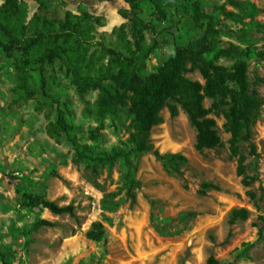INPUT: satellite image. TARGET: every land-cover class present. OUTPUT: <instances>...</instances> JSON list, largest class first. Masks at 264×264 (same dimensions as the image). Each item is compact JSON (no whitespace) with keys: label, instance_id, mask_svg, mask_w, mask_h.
<instances>
[{"label":"rangeland","instance_id":"374dc122","mask_svg":"<svg viewBox=\"0 0 264 264\" xmlns=\"http://www.w3.org/2000/svg\"><path fill=\"white\" fill-rule=\"evenodd\" d=\"M16 1L21 12L9 19L20 38L34 37L45 22L53 33H62L67 22L75 25L72 43L79 39L83 56L73 63L66 58L45 63L53 82L49 93L62 102L66 123L81 144L102 157H115L100 163L77 160L73 145L56 126L58 105L42 94L38 72L24 69L16 45L0 42V252L6 262L207 264L214 258L219 264H264V60L243 58L250 66V89L263 102L252 130L256 155L250 143L241 147L244 176L238 175L222 113L211 117L223 146L199 152L188 115L180 109L173 118L167 108L162 110L164 123L150 134L154 148L188 160L180 173L171 172L153 154L133 152L129 105L103 113L100 88L92 83L82 88L76 80L99 78L109 84L126 71L128 78L144 80L167 64L178 46L194 48L206 32L208 16L222 31L221 46L264 52V0H166L171 3L164 20L150 5L133 9L125 0ZM197 2L202 15L194 11ZM6 3L0 0V22ZM113 7L123 21L110 27ZM252 20L262 27L250 29ZM2 37L0 29L4 41ZM221 63L232 64L228 59ZM187 77L205 83L199 71ZM211 104L205 99L206 108ZM130 171L139 183L132 191L134 200L125 185ZM25 194L73 205L75 215L27 207ZM235 208L248 210V219L231 224ZM42 219L52 226L33 229ZM98 223L105 236L99 242L88 236Z\"/></svg>","mask_w":264,"mask_h":264},{"label":"trees","instance_id":"16d2710c","mask_svg":"<svg viewBox=\"0 0 264 264\" xmlns=\"http://www.w3.org/2000/svg\"><path fill=\"white\" fill-rule=\"evenodd\" d=\"M103 1V0H100ZM133 9L145 3L152 7L159 19L167 17V9L170 1L166 0H125ZM194 11L201 14V4L197 2L193 6ZM21 12V7L16 0H7L2 12L3 20L0 22V29L3 33L1 39L5 46L16 45V50L20 52V60L25 68L33 67L40 76L41 92L49 103L58 105L56 114V126L65 133L66 139L70 142L75 151L77 160H88L93 163L112 160L115 156L102 157L92 152L88 147L81 144L76 137L75 130L70 127L65 120V111L60 99L49 93L51 80L45 70V63L52 62L53 59H68L73 63L80 55L83 56L79 39L74 38L72 33L76 30L72 22L62 25V33H53V26L44 23L43 27L30 39L20 38L12 31L9 16L17 15ZM229 18L235 16L232 12H226ZM209 22L205 34L199 39L196 46H178L175 55L169 62L158 68L156 73L142 80L139 76L119 74L111 77L112 83H102L99 78H77V83L85 88L89 84L99 87L101 94L99 97L100 109L103 113L113 111L118 105H129L132 116L133 152L151 153L158 160L164 163L168 171L180 173V166L188 160L179 154L162 155L154 148L150 140L151 130L162 123L164 119L161 112L167 108L171 117L179 115L183 110L197 131L196 149L199 152L204 150H215L223 146L222 139L217 129V122L211 114L224 115L226 120L225 129L231 135L229 140L232 156L238 158V175L244 176L246 172V157L241 153L243 143H250L251 154L256 155L255 145L251 143L252 130L257 124L259 111L263 105L261 98L256 92L250 89L248 74L250 66L243 58L254 55L258 60H264V52L254 53L249 48L246 51L240 50L236 46L227 48L219 44L222 31L218 30L214 23V17L208 16ZM250 29L262 27L258 21L252 20L247 24ZM264 26V25H263ZM64 27V28H63ZM250 34V31L246 32ZM62 40V41H61ZM61 43V44H60ZM63 44V45H62ZM37 48V49H35ZM14 49V48H13ZM153 47L149 48L152 52ZM232 62L226 66L221 61ZM75 66V64H74ZM199 71L205 83L193 81L187 77V73ZM75 72V71H74ZM77 76V75H74ZM80 80V82L78 81ZM123 91V92H121ZM205 99H211L210 108L204 106ZM244 183L249 181L244 178ZM125 185L132 200L136 199L133 189L139 183L132 177L131 171L125 176ZM24 205L31 208L48 209L55 215H75L73 205L59 206L55 202L44 199V197L24 195ZM249 212L245 208H235L231 211L229 222L235 224L239 220H247ZM43 226H52L49 220H38L33 229ZM89 238L94 241H101L104 236L102 224H95L94 230L88 233ZM0 257L4 264L5 254L0 252ZM207 264H219L214 258H210Z\"/></svg>","mask_w":264,"mask_h":264},{"label":"bare ground","instance_id":"6f19581e","mask_svg":"<svg viewBox=\"0 0 264 264\" xmlns=\"http://www.w3.org/2000/svg\"><path fill=\"white\" fill-rule=\"evenodd\" d=\"M110 13H111V24H110V27H113V26H116V25H119L120 23H122V18L120 17V15L117 13V10L115 7H113L111 10H110Z\"/></svg>","mask_w":264,"mask_h":264}]
</instances>
